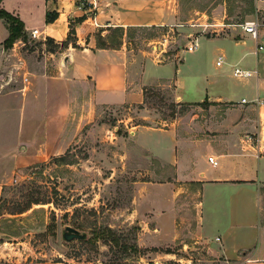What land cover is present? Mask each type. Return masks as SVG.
Masks as SVG:
<instances>
[{
  "label": "crops",
  "instance_id": "obj_1",
  "mask_svg": "<svg viewBox=\"0 0 264 264\" xmlns=\"http://www.w3.org/2000/svg\"><path fill=\"white\" fill-rule=\"evenodd\" d=\"M178 4L179 0H0V8L24 23L27 35L38 29L37 39L50 38L59 45L32 65L16 46L5 47L10 31L0 17V73L19 60L30 72L26 89H0V202L18 172L67 151L79 138L81 121H93L97 107L141 104L147 87L176 75L177 102L232 103L213 123L215 138L209 139L200 123L195 143L203 149L194 153L182 149L173 127L139 125L131 127L130 137L157 161L174 167L178 179L200 188L198 233L210 241V253L225 264H264V29L258 41L246 33L243 39H230L237 48L235 67L250 70L233 85L216 64L213 70L197 69L201 37L198 47L186 54H194L190 65L184 58L177 72L150 58L138 61L126 39L115 47L97 45V34L106 37L111 27L170 24ZM71 25L75 34L69 40ZM222 39L226 38L217 43ZM217 58L223 64L230 60L224 52ZM185 66L190 75L186 70L181 74Z\"/></svg>",
  "mask_w": 264,
  "mask_h": 264
},
{
  "label": "rangeland",
  "instance_id": "obj_2",
  "mask_svg": "<svg viewBox=\"0 0 264 264\" xmlns=\"http://www.w3.org/2000/svg\"><path fill=\"white\" fill-rule=\"evenodd\" d=\"M251 19L264 23V1L179 0L170 24L124 28L122 42L138 61L150 58L176 71L184 58L190 65L194 54L187 56L188 48L201 37L197 69L213 70L224 52L231 64L217 67L233 85L241 79L233 75L237 48L230 39L245 38L239 24ZM113 29L106 37L116 35L118 43L122 32ZM15 46L32 65L59 49L27 33ZM185 70L190 75L189 66L181 74ZM175 76L147 87L141 104L97 107L93 121H81L79 138L67 151L15 175L0 202V264H225L210 253V241L199 237L200 188L178 179L174 167L130 137L131 127L139 125L173 127L182 149L194 153L203 149L195 143L200 123L215 138L213 123L232 103L177 102ZM66 226L86 231L87 239L65 241Z\"/></svg>",
  "mask_w": 264,
  "mask_h": 264
},
{
  "label": "built area",
  "instance_id": "obj_3",
  "mask_svg": "<svg viewBox=\"0 0 264 264\" xmlns=\"http://www.w3.org/2000/svg\"><path fill=\"white\" fill-rule=\"evenodd\" d=\"M264 1V0H261ZM239 26L242 28L243 32L248 34L252 39L255 41H258L260 31L264 29V23L259 21L258 19H251L246 20L243 23L239 24ZM39 35V30L34 29L32 30L30 36L32 38H36ZM25 45V43L23 44ZM199 45V40H195L194 43H191L189 46V51H193L195 48H197ZM260 49L263 48L261 44L258 45ZM21 62L20 65L15 66L12 65L6 72L0 74V89L5 90L9 88L10 86L16 85V84H22L20 87V90L26 89L27 85L30 83V72L28 71L26 65L23 63L22 60H19ZM223 65V60L219 59L217 61V66ZM233 74L236 77H244L250 75V70H245L243 68L236 67L234 69ZM11 88V87H10ZM244 102H246V99H243ZM209 161L214 165H218V160L214 157H209Z\"/></svg>",
  "mask_w": 264,
  "mask_h": 264
},
{
  "label": "trees",
  "instance_id": "obj_4",
  "mask_svg": "<svg viewBox=\"0 0 264 264\" xmlns=\"http://www.w3.org/2000/svg\"><path fill=\"white\" fill-rule=\"evenodd\" d=\"M0 17L5 19V21L8 23L10 35L5 40L4 44H5L6 48H11L17 39H19L22 36H26L24 23L18 17L12 15L11 13H9L8 11H6L3 8H0ZM47 20L52 21L53 17L49 15ZM153 27H156V26H153ZM113 28H114L113 30H115V32H117V31L122 32L121 41H119L118 43L113 42L116 35L104 38V36H102V34L99 33V34H97V45L100 48L115 47V46H119L122 44V38L124 37V34H125L124 27H113ZM129 28H146V27H129ZM73 34H75V28L71 25L70 33H69V40L72 39ZM47 41L49 43H54V41L50 38H47ZM147 90L148 89H146L144 92L145 99H146Z\"/></svg>",
  "mask_w": 264,
  "mask_h": 264
},
{
  "label": "water",
  "instance_id": "obj_5",
  "mask_svg": "<svg viewBox=\"0 0 264 264\" xmlns=\"http://www.w3.org/2000/svg\"><path fill=\"white\" fill-rule=\"evenodd\" d=\"M88 234L86 231H82L73 226H66L63 230V239L67 242L74 239L85 240L87 239Z\"/></svg>",
  "mask_w": 264,
  "mask_h": 264
}]
</instances>
